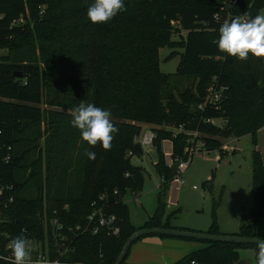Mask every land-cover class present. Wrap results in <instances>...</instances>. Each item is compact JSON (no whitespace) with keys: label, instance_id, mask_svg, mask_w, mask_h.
Listing matches in <instances>:
<instances>
[{"label":"trees","instance_id":"1","mask_svg":"<svg viewBox=\"0 0 264 264\" xmlns=\"http://www.w3.org/2000/svg\"><path fill=\"white\" fill-rule=\"evenodd\" d=\"M41 3L45 5L43 10ZM93 3L0 0V47L7 49L0 55V91L15 99L0 100V140L11 146L10 161L0 160V177L14 185L15 194L5 221L0 222V231L13 239L32 233L41 235L43 229L38 223L44 210L66 226L83 225L92 210L91 203L104 194V201L98 203L105 204V211L117 217L119 233L108 234L102 228L95 235L80 234L74 252L68 253L65 260L113 264L126 238L136 229L173 227L168 218L164 219V195H158L154 213L140 227L131 224L128 206L122 200L128 191L135 193L143 187L145 169L127 156L129 150H134V137L143 130V124H151L156 132L158 160L154 168L162 179L159 187H166L174 177L165 161L162 141H171V156L183 158L187 157L184 148L194 146L185 144L182 134L173 136L161 127L163 124L199 129V121L226 116L229 132L249 134L252 144H256V132L264 125V60L251 55L243 61L230 56L222 60L220 57L226 54L218 51L216 41L226 14L234 18L247 12L255 17L264 0H124L126 10L103 24H93L87 18ZM220 5H224L223 18L215 20ZM171 30L186 33L175 74L195 76L198 80L194 93L189 88H178L172 76L159 69L158 51L168 46L166 38ZM35 44L39 56L17 59L23 50L35 51ZM14 72H22L23 76ZM243 83L244 92L240 94ZM209 88L220 94V100L197 108L204 103ZM82 101L110 110L112 123L119 131L113 134L108 151L99 144L92 147L82 143L78 178L74 180L77 183L73 185L70 154L80 131L71 120L72 111ZM39 103L66 106L71 113L44 111L40 116ZM240 115L247 120L242 119L243 127L238 130L240 122L236 125L234 119ZM41 124L42 147L35 145L41 136ZM29 141L33 145L23 148ZM204 148H218L219 158L226 152L218 137H208ZM85 149L95 152V160L88 159ZM31 151H36V157L27 163ZM6 152L3 150L1 156ZM30 186L37 190L32 197L25 196ZM251 191L252 210L241 219L236 235L264 239V226L258 227L264 218V164L255 149L251 155ZM206 232L222 234L215 222ZM204 242L203 248L172 264H233L241 248L254 250L256 264V244ZM124 259L121 264H128Z\"/></svg>","mask_w":264,"mask_h":264},{"label":"rangeland","instance_id":"2","mask_svg":"<svg viewBox=\"0 0 264 264\" xmlns=\"http://www.w3.org/2000/svg\"><path fill=\"white\" fill-rule=\"evenodd\" d=\"M41 3L40 7L44 8ZM264 13V6L261 8L259 14ZM42 15V14H41ZM40 15V16H41ZM22 21L21 19L19 20ZM186 33H176L171 30L167 35L168 46L159 49V69L165 74L172 76L171 80L178 88H189L190 93H194V86L197 82L195 76H179L175 72L179 63L180 54L183 52V47L180 46L181 41L184 40ZM36 45V44H35ZM38 44L36 49L23 50L22 54L17 56V59L28 60L29 57L39 56ZM6 47H0V55L6 54ZM245 84L239 86L240 94L244 92ZM0 91V100L15 101ZM40 116L44 111H54L61 115V113H71L66 106H49L43 103L37 105ZM198 108V107H197ZM226 116L216 118L207 122L205 120L199 121L198 129H186L184 125L177 126L163 124L161 127L171 131L173 136L182 134L186 143H193L194 150L190 155L189 166L178 175L183 179V184H178L175 177L166 183V187H158L160 176L154 168L158 157L155 151V146L147 147L144 156L133 157L132 163L142 165L145 169L143 187L138 191L137 195L141 196L140 204H136L131 192H127L122 200L128 205L130 213L129 219L133 223H143L148 218V215L154 213L157 203L158 195H164L166 202L164 219L169 220L171 226L175 228H183L186 230L194 229L201 232H206L210 229L213 222L216 223L217 229L222 234L232 235L238 233V228L241 219L247 216L253 207V196L251 191V155L252 150L256 149L264 154V148L258 144H252L251 136L234 134L233 131H228ZM242 119L247 120L246 116L240 115L235 117V124H239L240 130ZM160 124H157L159 126ZM151 124H143V129H150ZM41 136L35 145H42L44 125L40 126ZM45 133V132H44ZM46 134V133H45ZM29 135V134H28ZM211 135V136H210ZM208 137H218L225 153L219 158L218 148L213 150H206L204 142ZM83 141L80 133L77 136L76 144L71 148L70 161V181L71 184H76L75 178H78V165L81 162V147ZM23 148L32 146L33 142L29 141L23 144ZM42 147V146H41ZM164 149L162 148V151ZM169 154L166 151L164 155ZM27 163H30L36 157V151H31L27 155ZM140 158V159H139ZM59 160V159H57ZM69 168V169H70ZM195 186L192 188V186ZM42 191L46 188L43 183ZM36 188L30 186V189L25 192V196H34ZM46 213V211H45ZM47 215V213H46ZM42 217V216H41ZM43 218V217H42ZM250 221V220H249ZM259 227L263 228L264 218L259 222ZM195 230V231H196ZM162 238L158 235H146L135 240L125 256L124 261L128 264L134 263H153V264H172L180 260L182 257L190 253V249L185 246L182 247H164L157 242ZM184 245L193 243V245H201L205 242H190L191 240L184 239ZM206 244V243H205ZM248 259L247 264H254V250L252 248L239 249V259Z\"/></svg>","mask_w":264,"mask_h":264},{"label":"clouds","instance_id":"3","mask_svg":"<svg viewBox=\"0 0 264 264\" xmlns=\"http://www.w3.org/2000/svg\"><path fill=\"white\" fill-rule=\"evenodd\" d=\"M124 10V0H94L87 10V18L93 24H103ZM216 43L218 51L226 54L220 57L222 60L230 56L243 61L250 55L264 60V13L251 17L246 12L230 21L225 20L220 25ZM72 117L71 124L80 131L83 142L92 147L99 144L105 151L111 149L113 134L119 129L112 123L110 110L82 101L72 111ZM85 155L89 160L96 158L95 152L88 149H85ZM256 246V264H264V240L257 241ZM7 247L11 252L10 264H32L30 245L25 238H14ZM38 264H49V261L42 259Z\"/></svg>","mask_w":264,"mask_h":264},{"label":"built area","instance_id":"4","mask_svg":"<svg viewBox=\"0 0 264 264\" xmlns=\"http://www.w3.org/2000/svg\"><path fill=\"white\" fill-rule=\"evenodd\" d=\"M225 2V1H224ZM224 5H220L219 11L214 14V19L219 20L223 18ZM235 18V17H234ZM230 14H226L225 20L230 21ZM174 24V22H172ZM220 94L218 92L212 91L209 88L208 95L204 101L198 105V108H203L207 103L216 104L220 99ZM213 118H207L205 121L210 122ZM1 134V130H0ZM156 137V132L150 129H143L139 135L134 137V143L139 142L142 150L147 147H152L154 145V139ZM7 151L1 156L2 151ZM194 150V146L185 147L184 152H187V157L176 155L171 156V164H176V174L182 173L189 165L190 155ZM11 146L7 145L0 140V160L7 163L11 159L10 155ZM127 156L131 157V162L133 157H137L135 150H129ZM14 185L12 183H6L2 181L0 177V222L5 221V213L8 208L15 201ZM105 195L101 194L98 200H94L91 203L92 210L86 216L85 223L77 224L73 226H66L57 216H48L43 211L42 217H40V222L38 225L42 227V234L37 235L35 233L30 234L25 239L30 245V258L32 264H38L39 261L48 260L49 264H82L76 263L69 260H65L68 253H72L75 250V239L80 234H91L95 235L103 228L108 234L117 235L120 231L117 224V217L113 213H107L104 209L105 204L101 205L98 201H104ZM55 213V211H54ZM23 233H27L26 229L22 228ZM2 237H6V240H2ZM13 238L7 232L0 231V264H10L11 252L8 249V244ZM190 264H195L193 261Z\"/></svg>","mask_w":264,"mask_h":264},{"label":"water","instance_id":"5","mask_svg":"<svg viewBox=\"0 0 264 264\" xmlns=\"http://www.w3.org/2000/svg\"><path fill=\"white\" fill-rule=\"evenodd\" d=\"M233 19V18H231ZM230 19V20H231ZM14 75L22 77V72H14ZM134 150L138 155L142 154V148L139 142L134 143ZM169 168L173 174L176 173V164L173 163L169 165ZM146 235H163L168 237L192 239L196 241H206V242H226V243H240V244H256L257 241L264 240L258 237L251 236H241V235H227V234H213L201 231H192L186 229H179L173 227H142L133 231L125 240L119 254L117 255L113 264H121L122 260L125 258L127 251L131 244L138 238ZM248 260L241 258L238 259L233 264H247Z\"/></svg>","mask_w":264,"mask_h":264},{"label":"crops","instance_id":"6","mask_svg":"<svg viewBox=\"0 0 264 264\" xmlns=\"http://www.w3.org/2000/svg\"><path fill=\"white\" fill-rule=\"evenodd\" d=\"M248 135V134H247ZM251 136V135H250ZM252 140V139H251ZM258 144H260L261 145V147H262V149L264 148V125L262 126V127H260L258 130H257V132H256V144H253L254 146H256V145H258ZM162 148L164 149L163 150V154L166 152V151H169V154H167V155H164V157H165V161H166V163L168 164V165H171V152H172V146H171V141L169 140V139H164L163 141H162ZM256 150V149H255ZM143 152H142V154L141 155H143L144 156V151H145V149L144 150H142ZM259 151V150H258ZM260 152V154H261V156H262V159H263V164H264V154H263V152H261V151H259ZM141 155H138L137 154V157H140ZM140 159V158H139ZM134 164V163H133ZM189 164H190V162H189ZM140 166H142V165H140ZM189 166V165H188ZM177 173V172H176ZM180 174V173H179ZM178 174V175H179ZM178 175L176 174V176H175V179H176V182L178 183V184H183V179H181L180 177H178ZM161 178H160V182L158 183V187L160 186V183H161ZM193 187H195L194 185L192 186V188ZM196 188V187H195ZM128 192H130V191H128ZM137 193H138V191L137 192H135V193H133V192H131V194L133 195V197H134V199L132 200L133 202H135L136 204H140L141 202H140V199H141V196L140 195H137ZM128 206V205H127ZM128 210H129V207H128ZM129 213H130V210H129ZM152 215V214H151ZM151 215H148V218L151 216ZM130 216V215H129ZM147 218V219H148ZM146 219V220H147ZM130 220V219H129ZM145 220V221H146ZM145 221H143V223H133V222H131V224L133 225V226H135V227H140V226H142L143 224H144V222ZM260 222H261V220H260ZM259 225L260 224H258V227H259ZM181 227H183V229H188V228H186L185 226H181ZM260 228V227H259ZM196 229H194V231H195ZM196 231H199V230H196ZM184 239H181V238H175V237H162V238H160V239H158L157 240V242H159V243H161V245L162 246H164V247H173V248H176V247H182V246H185V247H187L188 249H190V251L193 249V250H197V249H200V248H203L206 244L204 243V244H201V245H193V243H187V245H184V241H183ZM187 240H189V239H187ZM190 242H198V241H196V240H191ZM200 242H202V241H200ZM192 250V251H193ZM244 259H246V258H244ZM248 260V259H247ZM249 261V260H248Z\"/></svg>","mask_w":264,"mask_h":264}]
</instances>
